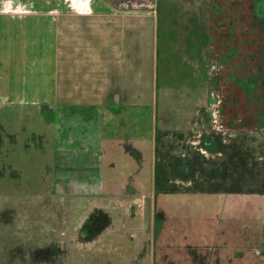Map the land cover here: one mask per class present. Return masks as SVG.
Returning <instances> with one entry per match:
<instances>
[{
    "label": "rangeland",
    "instance_id": "rangeland-1",
    "mask_svg": "<svg viewBox=\"0 0 264 264\" xmlns=\"http://www.w3.org/2000/svg\"><path fill=\"white\" fill-rule=\"evenodd\" d=\"M2 23L0 21V59L7 48L14 50L11 51L14 55L17 41L11 37L18 29L7 28ZM141 25L148 28L141 21L116 20L106 27L103 36L108 40L115 29L119 31L116 37L120 36L122 44H128L125 58L131 59L130 66L121 70L140 71L148 78L153 71L152 83L143 80L138 83L140 89L127 88L136 99L131 100L134 105L125 109H134L129 116L134 114L136 127L123 122L121 126L126 129L120 128L121 135L135 130L134 137L148 149L151 116L160 129L173 131L194 125L200 94L196 89L197 77L196 83L194 80L199 43L193 21H168L167 26L160 21V38L153 39L152 47V37L139 35ZM39 31H35L33 46L25 42L26 52H29L26 56L27 61L35 59V64L41 58L42 73L33 74L34 83L35 86L38 82L44 83L45 90L49 91L53 86L48 82L53 77L54 55L48 39L53 33H48L44 26ZM135 35L138 39L131 40ZM103 36L99 38L102 40ZM226 46H230L229 42H216L218 68L214 78L211 75L209 97H217L218 104L210 134L203 135L195 128L184 133L182 139L160 135L158 140L156 132L157 156L165 165L172 162L173 179L184 186L203 187L211 194H160L157 201L153 196L143 205L130 202L127 213V207L108 199L53 193L54 187L40 185L37 182L40 178L34 177L28 168L33 161L37 164L34 154L19 148L17 155L11 153L2 158L0 147V264H264V89L249 86L248 91H244L225 80L228 74L220 65ZM252 76L247 75L250 82ZM20 77L22 88H26V76ZM241 96L243 105L235 99ZM23 108L17 110L21 112ZM11 110L3 109L2 115L8 119ZM17 119L13 118L12 126L21 128L25 124L24 117ZM31 126L43 131L36 120ZM44 130L48 133L47 128ZM204 147L207 151L201 154ZM112 153L116 166L114 176L122 179L126 173L125 163L119 150ZM15 156L36 181L32 186L24 182L19 193H13L16 188L2 183L8 180L7 168L2 172L3 163ZM42 170L43 165H40L41 173ZM141 182L142 191L150 194L153 185L149 173L141 176ZM204 227L211 231L210 236L204 233ZM208 236L211 243L223 241L222 244L228 243L230 248L217 250V245H205Z\"/></svg>",
    "mask_w": 264,
    "mask_h": 264
},
{
    "label": "crops",
    "instance_id": "crops-1",
    "mask_svg": "<svg viewBox=\"0 0 264 264\" xmlns=\"http://www.w3.org/2000/svg\"><path fill=\"white\" fill-rule=\"evenodd\" d=\"M161 1L162 4L160 0H13L7 12H0L2 25L18 27L11 37L17 41L14 55L11 52L14 50L7 48L0 59V112L12 108L11 115L7 116L10 119L1 113L2 158L11 153L17 155L19 148L31 152L37 159V164L30 162L28 167L33 171V176L40 178L37 181L40 185L54 187L53 193L59 196L84 194L108 199L127 207V213L132 201L143 205L153 196L157 201L160 194L154 195L158 149L156 132L171 130L157 128L151 116L148 149L134 137L135 130L121 135L123 122L136 127L134 114L129 116L134 109H125L134 105L131 100L135 98L127 88L138 90V83L143 80L152 83L153 71L148 78L140 71L130 73L126 68L121 70L130 66L131 59L125 58L128 44H122L120 36L116 37L119 31L115 32V29L111 31L115 35L111 33L106 40L103 36L106 27L120 19L141 21L148 28L141 25L139 35L152 37V47L153 39L160 38V21H164L165 26L168 21H193L195 31L197 28L196 42L199 43L196 46L194 80L196 83L197 77L196 89L200 94L196 102L194 125L180 127L176 131L186 133L196 128L203 135L210 134L211 123L216 121L218 100L215 96L210 98L209 92L211 75L214 78L218 68V40L230 45L225 47L227 51L220 65L228 74L225 80L235 83L244 91H248L249 86L264 89V0ZM6 7L9 6L0 2V9ZM43 26L48 33H53V37L48 39L54 55L51 63L53 77L48 82L53 86L49 91L45 90L44 83L38 82L35 86L33 74L38 72L41 75V58L36 64L35 59L27 61L29 52L25 47V42L32 43V46L35 44V31ZM5 31L9 39V30ZM27 34L32 36L27 38ZM99 36H103V39ZM130 38L136 41L138 36ZM39 41L41 43L42 36ZM106 43L110 45L106 46ZM248 73L253 74L252 82L247 77ZM22 74L26 76V88H22L20 83ZM235 99L243 105L242 96ZM22 106L24 111H18L17 108ZM22 116L25 124L21 128H14L13 118ZM35 120L43 131L32 128L31 123H35ZM44 128L48 129V133ZM123 129H126L125 126ZM119 133L123 137H117ZM209 138L212 141L211 135ZM112 150H119L125 163L126 173L122 179L114 176L116 166ZM206 151V147L200 150L201 154ZM40 165H43L42 173ZM6 168L8 180L2 183L16 188L13 193H19L24 182L29 186L36 183L17 156L3 163V173ZM147 173L153 185L150 194H145L141 189V176ZM177 194L199 196L211 193L201 190ZM204 233L211 235L208 229ZM209 236L205 245H217V250L229 247L228 243L223 245V241L211 243Z\"/></svg>",
    "mask_w": 264,
    "mask_h": 264
},
{
    "label": "trees",
    "instance_id": "trees-1",
    "mask_svg": "<svg viewBox=\"0 0 264 264\" xmlns=\"http://www.w3.org/2000/svg\"><path fill=\"white\" fill-rule=\"evenodd\" d=\"M160 135L162 138H165L168 135L172 137H178L182 139L184 137V133L181 131H158V140L160 139ZM157 155H159V150H157ZM172 162L170 161L168 164H164L157 156L156 164H155V177H154V195L158 194H168V193H195L196 191H205L206 189L203 187H194L191 185L184 186L183 184H179L173 179L171 174L170 166ZM207 191V190H206Z\"/></svg>",
    "mask_w": 264,
    "mask_h": 264
},
{
    "label": "clouds",
    "instance_id": "clouds-1",
    "mask_svg": "<svg viewBox=\"0 0 264 264\" xmlns=\"http://www.w3.org/2000/svg\"><path fill=\"white\" fill-rule=\"evenodd\" d=\"M0 2H3L9 6V7H6L4 9H0V12H7L9 10L10 6L13 4V0H0Z\"/></svg>",
    "mask_w": 264,
    "mask_h": 264
}]
</instances>
